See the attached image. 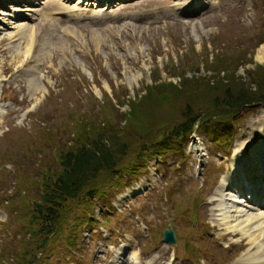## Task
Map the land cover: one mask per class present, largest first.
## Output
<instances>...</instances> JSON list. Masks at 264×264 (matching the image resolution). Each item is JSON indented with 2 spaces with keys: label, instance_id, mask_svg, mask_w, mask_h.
<instances>
[{
  "label": "rangeland",
  "instance_id": "1",
  "mask_svg": "<svg viewBox=\"0 0 264 264\" xmlns=\"http://www.w3.org/2000/svg\"><path fill=\"white\" fill-rule=\"evenodd\" d=\"M91 1L0 0V111L7 104L0 117V264H27L22 253L29 241L35 255L30 264H111L121 248L123 264L131 263L133 253L138 264H232L248 251L247 237L217 226L210 210L219 202L216 187L230 168V151L264 126V104L230 114L215 109L207 117L209 95L189 91L200 75L213 82L216 94L230 76L252 89V75H264V58H257L264 46V0H203L197 12L183 9L187 0H95L97 7ZM56 3L74 6L48 10ZM23 4L36 10L21 11ZM101 5L106 8L98 11ZM17 21L29 27L27 33L11 27ZM182 79L189 82L176 98L160 96L163 82ZM139 99L149 113L136 124ZM186 104L190 108L183 111ZM192 116L202 120L185 143L170 136L175 143L138 164L137 182L146 185L124 205L115 209L82 197L43 248L28 240L40 182L57 170L60 148L85 139L93 128H112L124 140L121 158L127 160L140 142L154 141ZM194 146L203 153L200 160ZM249 163L237 177L226 172L227 178L239 183L241 175L255 176L249 166L264 170L259 159ZM120 198L113 203L121 205ZM82 214L89 220L76 227ZM169 223L174 243L161 239Z\"/></svg>",
  "mask_w": 264,
  "mask_h": 264
},
{
  "label": "trees",
  "instance_id": "2",
  "mask_svg": "<svg viewBox=\"0 0 264 264\" xmlns=\"http://www.w3.org/2000/svg\"><path fill=\"white\" fill-rule=\"evenodd\" d=\"M216 76L214 80L215 85H217L218 73H216ZM252 76L255 81V85L252 89L250 86L244 85L242 81H237V79L233 81V77L230 76L229 85L219 86L218 90H221L219 94H216L213 93L215 89V86H212L213 82L204 79V77L200 75L191 79L195 89H191L189 94L203 90L205 94L209 95V100L207 102L209 103V111H207V117H209L211 111H215V109L218 110L216 113L222 112L223 114H230L233 109L238 111L243 106L252 103H264V75L253 74ZM186 81L187 80L184 79L180 80L177 84L179 87L169 81H165L162 83L163 87H157L158 92H161L160 96H162L164 100L172 97L176 98V93L180 88L185 87L186 83L189 82ZM197 84H201V88H198ZM157 88H155V90H157ZM137 101L138 102H135L137 104L135 113L136 124L145 122L141 120V118L138 120L137 117L139 115L144 116L149 113L148 107L144 106V102L146 101L142 102L140 99ZM189 108L190 104H186L183 111ZM185 115H187V113H184L182 116L187 119ZM195 120L196 118L192 116L191 120L186 123L178 122L172 125L169 130L165 131L160 138L154 141L143 140L139 143V148L134 156L127 160L121 158V153H123L125 149L124 140L120 138L118 130L112 128L110 130H103L102 128H96L99 130H95L93 128L94 132L90 131L86 133L85 139L83 138V140L72 143L65 148H60L57 153V170L51 172L49 177H44L40 182V200L39 202L33 203L34 208L28 217V224L32 229L28 234V240H30V238H35V247L37 249L43 248L53 236L63 229L65 220L64 215L68 213V210L78 207V205L81 204L80 199L82 197L81 200L105 202L116 188L121 186L124 181L131 178L129 174L135 172L138 164H143L142 161H145L147 157L161 154L165 148L175 143L171 137L183 138L181 135L187 134L192 130L193 127L190 122H195ZM197 120L200 122L202 119ZM134 123L135 122H133V124ZM201 123L203 124V121ZM222 123L223 121H218L217 124ZM133 126L134 125H131V128H133ZM224 131H228L226 127ZM177 140L178 139H176V141ZM76 219V227L83 221L89 220L86 214L77 215ZM71 233L75 236L73 227ZM66 240H69V238H66ZM75 243L74 238L71 242H67V245L72 246ZM24 247L22 258H30V260L27 261V264H30L32 260L35 259V255L30 251L33 246L29 241L25 243ZM21 263H23V261H21Z\"/></svg>",
  "mask_w": 264,
  "mask_h": 264
},
{
  "label": "bare ground",
  "instance_id": "3",
  "mask_svg": "<svg viewBox=\"0 0 264 264\" xmlns=\"http://www.w3.org/2000/svg\"><path fill=\"white\" fill-rule=\"evenodd\" d=\"M76 1H80V0H76ZM25 5L26 6L24 8H18V9H22V10L36 9L28 4ZM53 5L54 6L52 7L47 5L48 10L53 9L54 7V9L63 12L74 6V5L65 6L62 3H56ZM99 9L103 10V7H99ZM13 10H16V8H14ZM166 13L167 14L163 15L164 17H172V15H170L168 12ZM19 20L20 19L18 18V21ZM18 21L17 23L11 22L13 23L11 27H14L16 30H20L27 33L29 27L25 25L23 22H18ZM30 34L27 35L30 37L31 36ZM257 58L260 60L264 58V46H261V48L257 52ZM29 81L32 82L30 79ZM31 85H32L31 89H33V91L36 92L39 86H37L35 82L31 83ZM5 106H7V104L3 105V109L0 111V113L3 112V110H5ZM253 133L254 134H250L245 139L244 142L238 143V145L236 144V147L233 148V151L231 153L232 170L236 169V165H240V164L244 165L243 167H241L238 173L243 172V170L246 169V165L249 164L252 166V164L249 162L254 158L264 162V126L258 124V127H256V131ZM246 143H250L248 146L249 148H251L248 151V156L243 152V147L245 146ZM259 163L261 162L257 161L254 164L256 165ZM247 169H249V172L253 171L252 173L253 175H255L254 177L258 176L260 172L261 175L264 174L263 169H261L260 172L258 168L255 167L253 168V170L250 166ZM238 173L232 174V176L237 177ZM227 177H228L227 174H225L222 177L221 184H219L216 187L215 197L219 198V202L211 208L210 210L211 217L216 222L217 226L225 229L226 231L232 233L238 232L242 236L247 237V243L249 244L248 251L245 253H241L240 256H238L237 258L235 257L236 259L234 258L235 260L232 262V264H264V191L263 193H261L262 192L261 190L259 192L256 191L252 192L250 189V185L245 186L244 183L235 186L234 183H232L233 182L232 180L234 179H232V177L228 179ZM262 179H264L263 176ZM260 186L261 187L264 186V183L261 184ZM253 211L255 212L253 213ZM121 249L115 252L116 258L111 262V264H123V261L120 258L121 257L120 252H122ZM249 250L251 251L249 252ZM138 260L139 259L137 257V254L133 253L130 259L131 264H138L139 263Z\"/></svg>",
  "mask_w": 264,
  "mask_h": 264
},
{
  "label": "water",
  "instance_id": "4",
  "mask_svg": "<svg viewBox=\"0 0 264 264\" xmlns=\"http://www.w3.org/2000/svg\"><path fill=\"white\" fill-rule=\"evenodd\" d=\"M162 239L166 242L174 241L173 232L169 226L162 230Z\"/></svg>",
  "mask_w": 264,
  "mask_h": 264
}]
</instances>
